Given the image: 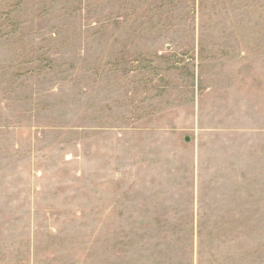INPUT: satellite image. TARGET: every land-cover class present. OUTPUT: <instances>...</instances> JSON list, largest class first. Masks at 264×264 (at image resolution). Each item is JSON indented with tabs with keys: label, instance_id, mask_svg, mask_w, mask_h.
Here are the masks:
<instances>
[{
	"label": "rangeland",
	"instance_id": "374dc122",
	"mask_svg": "<svg viewBox=\"0 0 264 264\" xmlns=\"http://www.w3.org/2000/svg\"><path fill=\"white\" fill-rule=\"evenodd\" d=\"M0 264H264V0H0Z\"/></svg>",
	"mask_w": 264,
	"mask_h": 264
}]
</instances>
